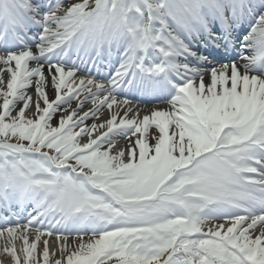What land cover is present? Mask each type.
Wrapping results in <instances>:
<instances>
[{
    "label": "snow or ice",
    "instance_id": "obj_1",
    "mask_svg": "<svg viewBox=\"0 0 264 264\" xmlns=\"http://www.w3.org/2000/svg\"><path fill=\"white\" fill-rule=\"evenodd\" d=\"M0 240L264 264V0H0Z\"/></svg>",
    "mask_w": 264,
    "mask_h": 264
},
{
    "label": "bare ground",
    "instance_id": "obj_2",
    "mask_svg": "<svg viewBox=\"0 0 264 264\" xmlns=\"http://www.w3.org/2000/svg\"><path fill=\"white\" fill-rule=\"evenodd\" d=\"M163 106H164V105H163ZM163 106H161V107H163ZM123 146H124V145H123ZM115 147H116V146H115ZM120 147H122V145L117 146L116 148L119 149ZM52 241H54V239L51 238L50 242H52ZM20 243H21V242H19V241L17 242V246H18V247L20 246ZM3 244H4V241H3V240H0V246H2ZM42 247H43L42 243L39 244V245H38V250L42 249ZM4 264H7V261H4Z\"/></svg>",
    "mask_w": 264,
    "mask_h": 264
}]
</instances>
